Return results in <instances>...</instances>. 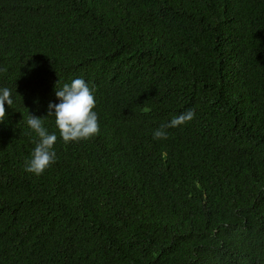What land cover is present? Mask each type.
Returning a JSON list of instances; mask_svg holds the SVG:
<instances>
[{
	"label": "trees",
	"instance_id": "trees-1",
	"mask_svg": "<svg viewBox=\"0 0 264 264\" xmlns=\"http://www.w3.org/2000/svg\"><path fill=\"white\" fill-rule=\"evenodd\" d=\"M75 78L100 131L65 144ZM3 87L0 264H264V0H0ZM29 114L57 135L39 176Z\"/></svg>",
	"mask_w": 264,
	"mask_h": 264
},
{
	"label": "clouds",
	"instance_id": "clouds-1",
	"mask_svg": "<svg viewBox=\"0 0 264 264\" xmlns=\"http://www.w3.org/2000/svg\"><path fill=\"white\" fill-rule=\"evenodd\" d=\"M55 95L59 103H49L47 116L54 117L59 137L65 144L89 140L99 133V118L94 111L95 96L83 78H75L70 83H64L59 89L56 87ZM5 103L10 107L13 104L12 93L7 87L0 88V122H3L7 115ZM44 117L29 114L26 121L37 139L34 141L35 147L31 152V158L26 162L25 171L37 176L42 175L56 160L53 148L57 135L49 134L44 126ZM194 117L193 110L173 117L170 123L161 125L153 132V139H167L165 129L190 122Z\"/></svg>",
	"mask_w": 264,
	"mask_h": 264
}]
</instances>
